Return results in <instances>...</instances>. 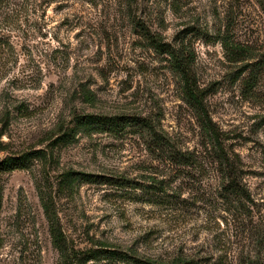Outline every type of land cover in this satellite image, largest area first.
<instances>
[{"label":"rangeland","instance_id":"obj_1","mask_svg":"<svg viewBox=\"0 0 264 264\" xmlns=\"http://www.w3.org/2000/svg\"><path fill=\"white\" fill-rule=\"evenodd\" d=\"M144 33L191 64L209 117L241 161L249 220L226 212L200 160L158 157L136 127H74L83 115L147 119L176 150L200 153L197 114L173 61ZM224 36L248 57L224 49ZM35 152L45 160L0 174V264H58L38 188L53 192L69 171L129 182L74 184L55 200L75 250L158 254L214 240L251 250L245 228L264 232V0H0V162Z\"/></svg>","mask_w":264,"mask_h":264},{"label":"trees","instance_id":"obj_2","mask_svg":"<svg viewBox=\"0 0 264 264\" xmlns=\"http://www.w3.org/2000/svg\"><path fill=\"white\" fill-rule=\"evenodd\" d=\"M145 34V33H144ZM144 38L154 50L163 51L173 61L174 70L178 73L182 83L183 97L188 105L195 110L198 118V131L200 137V153H182L175 149L168 137L155 128L147 119L128 117H106L97 115H83L74 118V127L86 133H117L130 126L136 127L146 137V144L152 153L165 158L176 165H192L197 160L203 164L204 173H212L216 180L215 193L217 198L226 206V212L231 215L243 214L250 219L251 196L244 183L242 164L238 155L231 153L225 146L223 134L209 117L205 108L203 91L196 86L192 75L191 64L168 46L162 44L157 38L145 34ZM221 45L234 56L248 57L249 51L234 44L226 36L222 37ZM258 63L245 65L239 75L245 73L247 68H253ZM247 67V68H246ZM255 85L257 75L250 71L247 77ZM86 101H91L89 92L83 93ZM72 137V130L63 132L56 140L57 144H64ZM45 160L41 152L27 154L19 158H6L0 162V174L26 169L27 163L32 160ZM110 180L98 176L66 172L62 175L56 188L41 186L38 188V199L43 217L48 226V233L52 247L58 255V264H264V232L257 231L256 227L245 228V240L252 246L251 250H239L229 240L213 241L210 245H197L193 248H173L163 253L147 254L136 250L121 251L102 248L75 250L71 247L61 229L60 220L56 211V199L59 196L69 195L73 185L104 184ZM112 185L124 187L129 184L127 180L116 179ZM0 192V210H1Z\"/></svg>","mask_w":264,"mask_h":264}]
</instances>
